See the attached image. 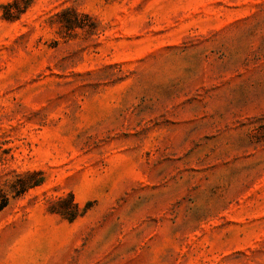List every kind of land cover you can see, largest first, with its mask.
Listing matches in <instances>:
<instances>
[{"label":"rangeland","instance_id":"1","mask_svg":"<svg viewBox=\"0 0 264 264\" xmlns=\"http://www.w3.org/2000/svg\"><path fill=\"white\" fill-rule=\"evenodd\" d=\"M4 196L0 264H264V0H0Z\"/></svg>","mask_w":264,"mask_h":264},{"label":"trees","instance_id":"2","mask_svg":"<svg viewBox=\"0 0 264 264\" xmlns=\"http://www.w3.org/2000/svg\"><path fill=\"white\" fill-rule=\"evenodd\" d=\"M63 12H69L68 10L63 11ZM62 12V13H63ZM83 16H87L86 14H83ZM6 19H11L12 16H4ZM78 18H79V14H77L75 11H71V17L66 18L64 21V26L67 29H70L74 26H79L81 27V25L78 23ZM30 173L27 174V176H29ZM42 181V177L37 179V180H33L32 182H28V184H24L23 186H21V188L19 189V191L24 190L26 187L28 186H34V185H38L40 184ZM63 199H60V201ZM8 202V198L6 196H4L3 200L0 201V209H2ZM70 204L73 208H77V204L72 202V200L70 201ZM60 214L64 215V216H69V218H74V212L73 214H71V212H68L67 210H57ZM71 215V216H70Z\"/></svg>","mask_w":264,"mask_h":264}]
</instances>
